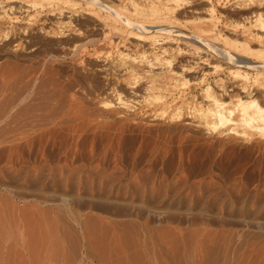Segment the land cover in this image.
I'll use <instances>...</instances> for the list:
<instances>
[{
	"label": "rangeland",
	"instance_id": "1",
	"mask_svg": "<svg viewBox=\"0 0 264 264\" xmlns=\"http://www.w3.org/2000/svg\"><path fill=\"white\" fill-rule=\"evenodd\" d=\"M33 11H21L25 27ZM13 29L0 38L1 241L54 233L48 240L62 245L44 252L64 264H264L261 132L204 124L200 88L166 111L152 96L144 103L141 82L118 84L133 108L116 114L122 105L93 54L107 46L69 53L57 46L68 37ZM91 34L82 28L79 38Z\"/></svg>",
	"mask_w": 264,
	"mask_h": 264
},
{
	"label": "bare ground",
	"instance_id": "2",
	"mask_svg": "<svg viewBox=\"0 0 264 264\" xmlns=\"http://www.w3.org/2000/svg\"><path fill=\"white\" fill-rule=\"evenodd\" d=\"M23 10H34L29 19L31 26L25 27L20 17ZM0 25L8 26L7 31L0 33L2 39L8 38L15 26L29 29L36 36L53 33L68 37L56 45L69 48V53H78L89 43L107 46L103 51L93 50V54L100 82L110 85L107 88L122 105L116 114L132 107L115 88L118 84L132 89L141 82L139 89L147 95L144 103H151L152 96L157 103L161 101L160 110L165 106L166 111L172 104L176 109L177 103H193L195 91L200 88L207 107L197 110L196 115L204 124L213 129L244 127L264 135V0H0ZM82 28L92 33L91 38H79ZM15 44L17 48L21 45ZM213 58L223 60L225 67ZM209 75L215 77V90L207 83ZM102 103L106 107L112 105L108 100ZM181 105L177 107L182 108ZM47 233L43 238L41 233L38 235V243L25 237L23 242L12 244L0 239V264H64L67 257L44 252L57 245L55 240H48L54 233ZM20 247L26 254L12 256L11 249Z\"/></svg>",
	"mask_w": 264,
	"mask_h": 264
}]
</instances>
